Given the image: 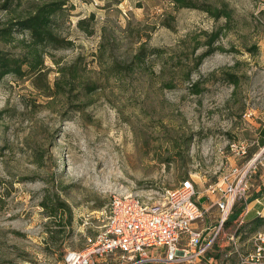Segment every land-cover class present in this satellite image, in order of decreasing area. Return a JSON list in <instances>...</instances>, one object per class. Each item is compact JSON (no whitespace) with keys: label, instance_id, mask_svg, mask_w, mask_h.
<instances>
[{"label":"rangeland","instance_id":"obj_1","mask_svg":"<svg viewBox=\"0 0 264 264\" xmlns=\"http://www.w3.org/2000/svg\"><path fill=\"white\" fill-rule=\"evenodd\" d=\"M68 1L55 25L67 47L44 60L50 92L9 76L0 82V264H64L67 252L83 251L104 229L114 194L157 199L186 179L211 208L195 225L201 254L177 264H242L264 226L229 221L219 229L208 188L264 146V0H193L226 3V24L173 0ZM34 2L5 9L0 0V28ZM222 29L214 44L222 51L194 69L207 35ZM249 185L246 200L264 192V160ZM46 195L72 211L60 234L39 205Z\"/></svg>","mask_w":264,"mask_h":264},{"label":"built area","instance_id":"obj_2","mask_svg":"<svg viewBox=\"0 0 264 264\" xmlns=\"http://www.w3.org/2000/svg\"><path fill=\"white\" fill-rule=\"evenodd\" d=\"M240 155H246L245 146L241 147ZM263 160L264 146L244 166L232 168L227 176L209 186L208 190L216 197L219 229L230 221L235 206L241 201L245 207L237 223L244 224V216L249 212L246 203L249 181ZM255 202L262 205L256 211V216L261 218L262 197ZM106 208L104 229L83 251L67 252L64 264H95L104 257H115L118 264L191 263L202 252V232L195 225L205 210L190 179L165 190L157 199L129 192L114 194ZM252 248L241 263L264 264V232L253 237Z\"/></svg>","mask_w":264,"mask_h":264},{"label":"trees","instance_id":"obj_3","mask_svg":"<svg viewBox=\"0 0 264 264\" xmlns=\"http://www.w3.org/2000/svg\"><path fill=\"white\" fill-rule=\"evenodd\" d=\"M37 3L31 5V9L26 12L24 16L17 17L5 23L0 28V44L11 45L12 48L16 49L17 52L11 53L0 50V82H3L5 77H12L14 80H25L30 81L33 87H42L44 91L50 92V86L48 79L43 70L45 66V57L49 50H58L67 47L66 42L61 38L55 31V25L57 18L62 17V13L66 10L68 0H35ZM20 0H5V9L10 6H14L19 3ZM176 9L187 8L200 10L213 19H224L225 24L229 23L232 18L231 9L225 3L220 8L215 6L202 4L198 5L193 0H173ZM222 30H216L207 35V40L204 46L207 51L197 55L196 67L200 62L210 55L213 51H222V48L214 46L216 41L221 37ZM18 34L21 38L17 39ZM198 43L193 50L198 48ZM154 53H160L159 50H154ZM139 63L143 62V55L139 58V55L135 56ZM64 80L66 76L62 75ZM234 75H230L232 78ZM75 79V76H71ZM189 79V78H187ZM230 80V79H229ZM232 84H235L234 79L230 80ZM55 94H60L61 87L59 82L56 80ZM87 88V87H86ZM91 89L89 92H93ZM194 95H198L202 92L199 86L195 85L191 90ZM45 95H49L46 94ZM260 143L264 144V131ZM264 196V192L256 198ZM40 207L44 210L45 216L48 218L50 226H57L55 233L60 234L65 230V225L61 222L65 220L66 227H69L72 219V211L69 206L60 200L58 195H55L53 200L47 195L42 198L39 203ZM236 207V206H235ZM245 206L240 207L235 213L233 210L230 222L235 219L244 209ZM235 209V208H234ZM247 224L251 226V230H256L264 226V217H257L256 214L252 220ZM246 224V225H247ZM53 233V232H50Z\"/></svg>","mask_w":264,"mask_h":264},{"label":"crops","instance_id":"obj_4","mask_svg":"<svg viewBox=\"0 0 264 264\" xmlns=\"http://www.w3.org/2000/svg\"><path fill=\"white\" fill-rule=\"evenodd\" d=\"M256 198H252L249 200H246L247 203V208L249 209V212L246 214V216H244V224H247L250 220H252L256 214V211L261 210L262 209V205H258L255 202ZM262 203H263V207H264V196L262 197ZM202 207L204 208L205 212L211 208V206H209L208 208H205V202H203ZM244 210V209H243ZM243 216V211L235 218L232 220V223H237V221ZM263 217H264V213H263ZM230 236V235H228Z\"/></svg>","mask_w":264,"mask_h":264}]
</instances>
